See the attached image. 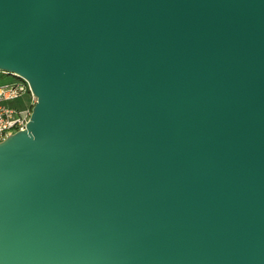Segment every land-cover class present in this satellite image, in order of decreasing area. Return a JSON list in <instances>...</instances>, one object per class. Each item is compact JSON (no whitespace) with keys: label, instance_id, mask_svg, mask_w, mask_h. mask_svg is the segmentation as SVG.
Instances as JSON below:
<instances>
[{"label":"water","instance_id":"obj_1","mask_svg":"<svg viewBox=\"0 0 264 264\" xmlns=\"http://www.w3.org/2000/svg\"><path fill=\"white\" fill-rule=\"evenodd\" d=\"M0 70V264H264V0H0Z\"/></svg>","mask_w":264,"mask_h":264},{"label":"built area","instance_id":"obj_2","mask_svg":"<svg viewBox=\"0 0 264 264\" xmlns=\"http://www.w3.org/2000/svg\"><path fill=\"white\" fill-rule=\"evenodd\" d=\"M0 73L12 79L0 83V142L25 128L36 97L26 80L5 71ZM3 76V77H4Z\"/></svg>","mask_w":264,"mask_h":264},{"label":"rangeland","instance_id":"obj_3","mask_svg":"<svg viewBox=\"0 0 264 264\" xmlns=\"http://www.w3.org/2000/svg\"><path fill=\"white\" fill-rule=\"evenodd\" d=\"M11 79H12L11 76H4V77L0 78V83H1V82H4V81H9V80H11Z\"/></svg>","mask_w":264,"mask_h":264},{"label":"trees","instance_id":"obj_4","mask_svg":"<svg viewBox=\"0 0 264 264\" xmlns=\"http://www.w3.org/2000/svg\"><path fill=\"white\" fill-rule=\"evenodd\" d=\"M4 75L0 73V78H2Z\"/></svg>","mask_w":264,"mask_h":264}]
</instances>
